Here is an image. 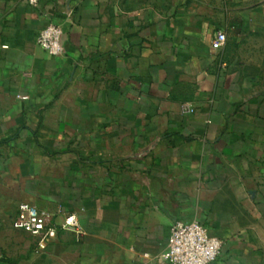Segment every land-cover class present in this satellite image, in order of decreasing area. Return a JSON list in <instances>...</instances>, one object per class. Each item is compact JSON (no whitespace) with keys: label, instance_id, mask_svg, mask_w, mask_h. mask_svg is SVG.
I'll return each instance as SVG.
<instances>
[{"label":"crops","instance_id":"obj_1","mask_svg":"<svg viewBox=\"0 0 264 264\" xmlns=\"http://www.w3.org/2000/svg\"><path fill=\"white\" fill-rule=\"evenodd\" d=\"M21 204L80 231L41 250ZM194 219L221 241L212 264H264V0H0V252L165 264Z\"/></svg>","mask_w":264,"mask_h":264},{"label":"built area","instance_id":"obj_2","mask_svg":"<svg viewBox=\"0 0 264 264\" xmlns=\"http://www.w3.org/2000/svg\"><path fill=\"white\" fill-rule=\"evenodd\" d=\"M37 6L40 0H29ZM63 29L55 24H49L39 35L38 44L49 55L60 57L65 53L63 45ZM226 36L217 32L213 48L220 49L225 43ZM181 112L192 114L194 109L184 105ZM16 230L38 238L41 250H46L59 231H80L75 215L67 216L61 225L54 223L53 214L40 210L30 204L19 206L18 216L13 221ZM222 244L209 234L208 229L198 220H177L171 230L166 250L159 259L165 264H212L221 254Z\"/></svg>","mask_w":264,"mask_h":264},{"label":"rangeland","instance_id":"obj_3","mask_svg":"<svg viewBox=\"0 0 264 264\" xmlns=\"http://www.w3.org/2000/svg\"><path fill=\"white\" fill-rule=\"evenodd\" d=\"M13 218H14V216L11 217V220H10L11 223H12ZM9 224H10V222H9ZM5 234H6V232L4 233V235ZM8 234H10V232H8ZM0 260H3V261L6 260V263H3V264H31L30 263L31 262L30 255L26 257L25 253L22 251V249L17 250L14 246H11V245L7 249H5L3 252H0Z\"/></svg>","mask_w":264,"mask_h":264}]
</instances>
